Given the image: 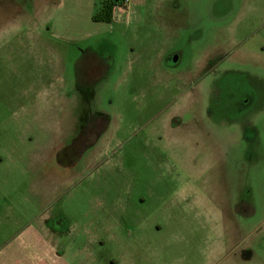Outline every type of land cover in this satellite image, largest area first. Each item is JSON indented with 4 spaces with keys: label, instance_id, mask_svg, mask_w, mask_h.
I'll list each match as a JSON object with an SVG mask.
<instances>
[{
    "label": "rangeland",
    "instance_id": "1",
    "mask_svg": "<svg viewBox=\"0 0 264 264\" xmlns=\"http://www.w3.org/2000/svg\"><path fill=\"white\" fill-rule=\"evenodd\" d=\"M102 1L0 0V247L14 204L88 229L95 264H264V0Z\"/></svg>",
    "mask_w": 264,
    "mask_h": 264
},
{
    "label": "crops",
    "instance_id": "2",
    "mask_svg": "<svg viewBox=\"0 0 264 264\" xmlns=\"http://www.w3.org/2000/svg\"><path fill=\"white\" fill-rule=\"evenodd\" d=\"M139 1L134 2L129 9L124 10L119 7H113L111 12V19L107 20L103 17V9L107 0L101 2V6H95L91 8V13L89 16L90 20L93 21H106V22H130L132 16L137 12ZM15 8L21 11L19 21H24L27 24L39 23L48 26L51 24L53 19L57 17L58 5H49V3L43 4L38 10H36L35 15L23 13L19 7L13 5ZM21 23V22H20ZM34 24V23H33ZM13 39V38H12ZM48 131L49 128L45 125L43 128ZM32 192L38 197H40L42 205H47L49 203L46 197L45 185L41 180L35 183ZM29 200V201H28ZM26 203L34 205V203L26 198ZM11 204V203H10ZM10 207L12 213L21 214L25 218H28L29 214L31 219H28L23 229L13 234L7 243L0 247V264H95L96 258L94 253L96 250L91 246L92 242L83 241L89 233L88 229H78L72 230V234L66 242L63 239V232L60 227L49 226V220L51 217L49 215L34 214L33 210H29L25 205L22 212H17L14 209V204ZM14 211V212H13ZM92 239V238H91ZM81 241V244L79 243ZM97 236L94 239L96 242ZM98 242V241H97Z\"/></svg>",
    "mask_w": 264,
    "mask_h": 264
},
{
    "label": "flooded vegetation",
    "instance_id": "3",
    "mask_svg": "<svg viewBox=\"0 0 264 264\" xmlns=\"http://www.w3.org/2000/svg\"><path fill=\"white\" fill-rule=\"evenodd\" d=\"M43 126V125H42ZM47 132V131H46ZM70 145L68 147H64V151H67V153L72 154L73 158L70 160V164H76L77 158L80 157L81 151L84 149L82 146V136L80 135H74L73 139L70 141Z\"/></svg>",
    "mask_w": 264,
    "mask_h": 264
},
{
    "label": "trees",
    "instance_id": "4",
    "mask_svg": "<svg viewBox=\"0 0 264 264\" xmlns=\"http://www.w3.org/2000/svg\"><path fill=\"white\" fill-rule=\"evenodd\" d=\"M113 5H114V2L112 1V0H107V2H106V4H105V6H104V9H103V17L104 18H106L107 20H110L111 19V12H112V9H113ZM90 56H92V59L93 58H97L96 56H95V54H90ZM88 66V65H87ZM79 67H80V65H79ZM90 67V66H89ZM79 69V68H78ZM81 72V71H80ZM81 74V73H80ZM86 76H89V74H86L85 73V78H86ZM85 78H83V80L82 79H80V83H81V81H84V80H90V79H85ZM94 79H91L90 81H93Z\"/></svg>",
    "mask_w": 264,
    "mask_h": 264
},
{
    "label": "built area",
    "instance_id": "5",
    "mask_svg": "<svg viewBox=\"0 0 264 264\" xmlns=\"http://www.w3.org/2000/svg\"><path fill=\"white\" fill-rule=\"evenodd\" d=\"M112 1L114 2L113 7H119L121 9L127 10L137 0H112Z\"/></svg>",
    "mask_w": 264,
    "mask_h": 264
}]
</instances>
